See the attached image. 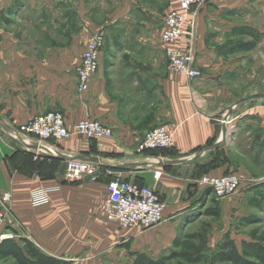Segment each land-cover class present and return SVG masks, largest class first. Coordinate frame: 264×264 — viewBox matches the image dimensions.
<instances>
[{
  "label": "crops",
  "instance_id": "crops-1",
  "mask_svg": "<svg viewBox=\"0 0 264 264\" xmlns=\"http://www.w3.org/2000/svg\"><path fill=\"white\" fill-rule=\"evenodd\" d=\"M11 1L0 0V127L59 111L70 131L88 119L112 131L102 143L79 135L17 142L0 129V195L10 196L0 213L14 234L65 264H102L116 253H127L131 264L153 228L106 222L111 180L154 190L165 203L163 221L196 199L203 175L234 173L264 191V91L244 90L239 57L227 51L252 0H205L187 12L186 34L174 46L193 54V79L168 70L161 41L177 0H26L20 13L30 17V39L19 35V19L4 22ZM97 33L104 37L98 70L78 92L81 55ZM158 126L173 146L139 152ZM74 159L97 165L99 176L66 180ZM54 187L48 204L31 206L33 190Z\"/></svg>",
  "mask_w": 264,
  "mask_h": 264
},
{
  "label": "built area",
  "instance_id": "built-area-1",
  "mask_svg": "<svg viewBox=\"0 0 264 264\" xmlns=\"http://www.w3.org/2000/svg\"><path fill=\"white\" fill-rule=\"evenodd\" d=\"M205 0H177L178 9L169 11L164 17L161 41L165 45V59L168 70L176 75L196 78L198 71L194 66V56L190 51L178 49L174 44L186 34L187 12L200 5ZM104 45L102 34H95L86 44L77 68V90L85 92L89 89L90 81L96 74L99 65L100 52ZM7 137L21 142L24 138H35L39 141L65 140L72 135L83 136L87 139L102 143L112 136L110 128L96 120H83L75 124L70 131L64 122V116L59 111L48 112L33 117L22 126L12 129L5 125L0 127ZM173 146L172 135L164 126H158L147 132L139 147V152L169 149ZM99 176L97 165L82 161L70 160L66 163L65 178L68 181H80L88 176ZM158 175H155L157 179ZM241 180L234 174L221 176L203 175L197 185L201 189H209L215 198H223L235 193L240 187ZM59 187L39 188L30 193L29 201L32 207L38 208L50 202V193L58 191ZM107 198L104 202L106 222L115 223L121 229L139 226L149 229L157 226L163 220L165 203L157 193L147 187L121 180H111L106 186ZM8 194L0 195V203L7 204ZM0 214V222L3 221ZM11 232L0 235V240H15Z\"/></svg>",
  "mask_w": 264,
  "mask_h": 264
},
{
  "label": "rangeland",
  "instance_id": "rangeland-1",
  "mask_svg": "<svg viewBox=\"0 0 264 264\" xmlns=\"http://www.w3.org/2000/svg\"><path fill=\"white\" fill-rule=\"evenodd\" d=\"M26 3V0H12L3 12L12 7L9 9L12 12L11 17H3L9 24H16L19 19L20 36L30 35V17L25 11L20 13V9L26 10ZM243 20L244 26L229 37V42H234V45L227 51L229 55L239 57L237 72L244 77V90L248 88L264 91V0H252ZM246 76L252 77V82H247ZM196 195V199L190 201L186 208L175 211L153 227L152 234L146 238L143 248L140 249L143 253L153 259L168 256L171 252L209 257L216 251L225 234L233 240L239 252L242 251L244 243L260 242L264 239V191H256L250 184H240L235 193L223 198L211 197L207 189H202ZM208 208H217L220 217L204 215ZM243 219L248 222L243 223ZM2 222L0 235L11 232L10 227ZM13 235L18 241L20 233ZM248 260L256 263L253 259ZM105 261L102 264H130L127 253H116L113 258ZM0 264L6 263L0 261ZM167 264L187 263L178 259Z\"/></svg>",
  "mask_w": 264,
  "mask_h": 264
},
{
  "label": "trees",
  "instance_id": "trees-1",
  "mask_svg": "<svg viewBox=\"0 0 264 264\" xmlns=\"http://www.w3.org/2000/svg\"><path fill=\"white\" fill-rule=\"evenodd\" d=\"M9 9L11 10L12 7L6 11ZM5 21L7 20L4 19ZM211 197L214 196L211 194ZM204 215L219 218L220 211L217 208H208ZM242 222L247 223L248 221L243 219ZM130 257L132 259L131 264H167L178 259L187 264H264V239L260 242L244 243L242 251L239 252L233 240L229 238L228 234H225L217 245L216 251L209 257L177 252H171L168 256L158 259L138 252L131 253ZM248 259H253L256 263ZM0 261L6 264H65L62 259L43 254L32 242L23 237H19L18 241L2 240L0 242Z\"/></svg>",
  "mask_w": 264,
  "mask_h": 264
},
{
  "label": "water",
  "instance_id": "water-1",
  "mask_svg": "<svg viewBox=\"0 0 264 264\" xmlns=\"http://www.w3.org/2000/svg\"><path fill=\"white\" fill-rule=\"evenodd\" d=\"M258 97H263V95H257ZM252 97H255V96H252ZM77 160H82V159H77ZM82 161H85V160H82ZM97 174H95L94 176H88L86 177L85 179L86 180H91L93 177H95Z\"/></svg>",
  "mask_w": 264,
  "mask_h": 264
}]
</instances>
